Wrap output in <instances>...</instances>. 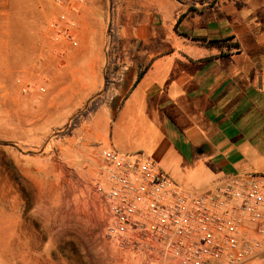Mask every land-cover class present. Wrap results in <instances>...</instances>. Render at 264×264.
<instances>
[{"label":"crops","instance_id":"0c3cea01","mask_svg":"<svg viewBox=\"0 0 264 264\" xmlns=\"http://www.w3.org/2000/svg\"><path fill=\"white\" fill-rule=\"evenodd\" d=\"M65 10L80 48L61 57L90 69L75 78L82 100L111 97L78 129L91 166L104 151L141 154L188 192L264 175V0H112L97 13V48L90 8Z\"/></svg>","mask_w":264,"mask_h":264},{"label":"rangeland","instance_id":"374dc122","mask_svg":"<svg viewBox=\"0 0 264 264\" xmlns=\"http://www.w3.org/2000/svg\"><path fill=\"white\" fill-rule=\"evenodd\" d=\"M111 1L79 6L91 10L95 35L88 42L95 48L104 36L98 10ZM56 4L0 0V264H142L105 234L109 213L96 187L101 167L89 164L86 139L78 136L89 105L75 78L90 69L68 67L61 57L80 42L59 35L70 19ZM109 100L102 91L94 101ZM93 161L102 165L103 157Z\"/></svg>","mask_w":264,"mask_h":264},{"label":"built area","instance_id":"2783aa9c","mask_svg":"<svg viewBox=\"0 0 264 264\" xmlns=\"http://www.w3.org/2000/svg\"><path fill=\"white\" fill-rule=\"evenodd\" d=\"M77 11L83 0H57ZM60 28V24H58ZM77 23L60 36L77 45ZM97 191L109 213L105 234L149 264H247L264 245V175L224 178L203 192L182 189L141 154H102Z\"/></svg>","mask_w":264,"mask_h":264},{"label":"trees","instance_id":"16d2710c","mask_svg":"<svg viewBox=\"0 0 264 264\" xmlns=\"http://www.w3.org/2000/svg\"><path fill=\"white\" fill-rule=\"evenodd\" d=\"M218 0H206L207 4L209 6H213L217 3ZM194 7H190L189 10H188V13L191 12V10L193 9ZM140 79V77H139ZM102 105L101 102H96V101H93L89 107L86 109V111L83 113V117H88L91 113L93 112H96L100 106ZM115 107V106H114ZM115 109V108H114ZM116 116H117V110L115 109L114 110V116H113V120L116 119Z\"/></svg>","mask_w":264,"mask_h":264}]
</instances>
